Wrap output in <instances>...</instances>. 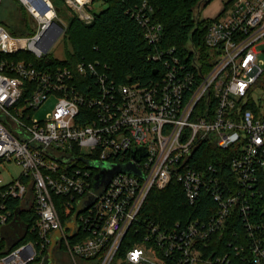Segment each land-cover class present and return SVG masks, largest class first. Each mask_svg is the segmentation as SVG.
Instances as JSON below:
<instances>
[{
	"label": "built area",
	"instance_id": "built-area-1",
	"mask_svg": "<svg viewBox=\"0 0 264 264\" xmlns=\"http://www.w3.org/2000/svg\"><path fill=\"white\" fill-rule=\"evenodd\" d=\"M18 1L36 28L23 37L0 25V165L13 162L21 168L18 178L5 185L0 177V241L15 202L31 209L36 219L30 227L34 238L5 255L0 245V264H57L61 250L72 262L111 264L150 190L161 191L174 181L190 205L206 195L214 208L207 218L176 223L172 230L147 224L145 245L129 248L127 263L227 261V256L202 259L195 244L224 227L236 204L253 237V261L263 260L264 239L251 231L264 229V221L256 218L251 201L264 186V93L255 88L264 75L256 48L264 46V0H222V12L204 36L212 59L204 74L183 62L176 48L156 47L163 30L141 16L142 10L150 12L143 3L134 16L154 47L148 60L157 73L147 82L126 84L117 83L97 61L43 69L31 61L6 59L27 53L41 60L64 33L51 0ZM60 1L81 22L94 20L98 1ZM56 23L63 30L51 42ZM52 96L57 98L52 113L35 118ZM205 140L226 153L222 159L228 173L219 163L192 166L190 158ZM97 164L132 165L137 173H116L97 195L94 178L101 169L89 168ZM90 196L94 201L77 216V240L72 241L55 197L68 198L75 212L77 203Z\"/></svg>",
	"mask_w": 264,
	"mask_h": 264
},
{
	"label": "trees",
	"instance_id": "trees-1",
	"mask_svg": "<svg viewBox=\"0 0 264 264\" xmlns=\"http://www.w3.org/2000/svg\"><path fill=\"white\" fill-rule=\"evenodd\" d=\"M101 1L105 7L97 9L94 20L90 24H85L72 16L64 6L68 22L66 24L60 22L64 27L60 41L64 51L62 59H57L52 53L46 54L41 60H34L27 53L6 56V59L31 61L43 69L63 66H68L71 69L78 62L94 63L97 61L108 67L110 77L117 83L147 82L153 78L152 70L155 63L152 59L148 60V56L153 53L154 47L147 44L144 39V29L134 16L142 4L146 3L150 12L142 10L141 16L149 17L150 21L160 24L163 30L162 42L156 47L176 48L181 60L192 69L198 68L199 74H204L210 69L212 59L209 50L205 47L204 36L211 20H200L196 16V11L205 7L211 0ZM13 2L18 6L17 9L27 13L18 0ZM55 8L58 9V12L63 10L62 7ZM28 20L32 22L29 17L26 19V23ZM0 25L13 36H22L14 34L2 23ZM26 26L29 33L23 37L31 36L35 32L29 23ZM255 88L264 93V75L257 82ZM225 154L224 151L217 149L212 142L205 140L195 149L190 161L195 162L192 164L194 168L202 167L210 162L219 163L224 171L226 162L222 158L225 157ZM219 158L222 160L220 161ZM260 189L262 195L253 198L251 204L255 206L256 218L264 221V186H261ZM67 201L68 198L55 197L57 211L63 226L70 221L74 214V207L68 208ZM15 205L13 218L3 230L0 241L4 255L21 243L34 238V235L30 234V227L36 219L35 213L31 209L24 208L23 204H19V202H15ZM211 208H214V203L206 195H203L196 205H190L186 201L180 185L175 181L161 191L156 188L151 189L138 216V222L127 232L115 258L119 259L120 264H129L125 261V254L129 248L145 245L144 236L148 234L147 224L157 225L161 230H172L176 223L183 224L192 219L207 218ZM237 208L238 204L235 205L224 227L211 233L205 240L197 242L195 249L199 250L200 257L204 260L227 256L228 263L224 261L219 264H264V259L259 263L253 261L251 250L253 237L249 235L250 232L245 227L244 214ZM250 216L251 214L248 217ZM251 232L264 239V229H254ZM76 238L71 240L76 241ZM68 260L70 259L68 258ZM89 262L83 263H98L97 260ZM65 264H68V261Z\"/></svg>",
	"mask_w": 264,
	"mask_h": 264
},
{
	"label": "rangeland",
	"instance_id": "rangeland-1",
	"mask_svg": "<svg viewBox=\"0 0 264 264\" xmlns=\"http://www.w3.org/2000/svg\"><path fill=\"white\" fill-rule=\"evenodd\" d=\"M14 0H0V23H2L5 27H7L11 32H13L16 35H27L28 27L26 26L27 23L32 26L33 29L36 28V23L29 22L26 19H29V15L25 12L20 11L17 9V5ZM55 7H62L63 10L61 12H58V18L59 21L63 24H66L68 22V16L64 13V4L60 0H51ZM96 8L99 10L102 7L104 8L105 5L103 4V1H98L95 4ZM223 9V2L222 0H211L210 3H208L205 7L199 9L196 11V16L200 20H212L218 16ZM61 39L58 41L57 44L51 47V53L56 56L57 59L63 58V46L61 44ZM259 51V60L263 63L264 68V46L259 45L256 47ZM258 95V93H257ZM57 103V98L55 96L50 97L47 101H45L34 113L35 118L37 119H44V117L52 113ZM263 105H264V99H263ZM84 153H88V149L82 150ZM21 173V168L18 167L15 163L10 164H4L0 165V177H2V184H6L10 182L13 179L18 178V176ZM62 257L59 259L58 257L55 259L57 261V264H65L68 261V264H86L80 261L72 262L71 260H68V256L64 253H61ZM63 261V262H62ZM111 264H120V261L118 258H115Z\"/></svg>",
	"mask_w": 264,
	"mask_h": 264
},
{
	"label": "water",
	"instance_id": "water-1",
	"mask_svg": "<svg viewBox=\"0 0 264 264\" xmlns=\"http://www.w3.org/2000/svg\"><path fill=\"white\" fill-rule=\"evenodd\" d=\"M56 25H58L59 29L57 33L55 34V36L53 37V39L51 40V42H53L54 39H56L59 33L63 30L60 24L56 23ZM152 73L156 74L157 72L153 71ZM98 167L101 169L100 173L97 174L94 178V193L97 195H100L104 191L105 187L107 186V184L109 183L113 175H115L116 173L118 172H126V173H134V174L137 173L136 169L132 165L106 167L101 164H97V165L89 166V168H98ZM93 201H94V197L90 196V197L82 199L81 201L77 203V208L74 214L72 215L70 221L67 222L66 225H64V231H70V233L68 234V238H72L76 235V232H77V228L75 226L76 218L80 213H82L89 206H91ZM58 236H59V233H56L53 239L52 248L55 245Z\"/></svg>",
	"mask_w": 264,
	"mask_h": 264
},
{
	"label": "bare ground",
	"instance_id": "bare-ground-1",
	"mask_svg": "<svg viewBox=\"0 0 264 264\" xmlns=\"http://www.w3.org/2000/svg\"><path fill=\"white\" fill-rule=\"evenodd\" d=\"M48 15H50V13H48Z\"/></svg>",
	"mask_w": 264,
	"mask_h": 264
}]
</instances>
